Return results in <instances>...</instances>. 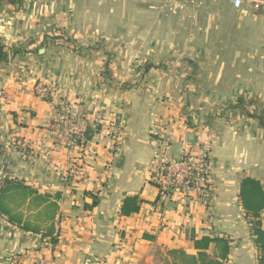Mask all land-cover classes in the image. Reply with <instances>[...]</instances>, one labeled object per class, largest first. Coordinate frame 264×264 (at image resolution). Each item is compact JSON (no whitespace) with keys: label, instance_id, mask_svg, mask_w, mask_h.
Listing matches in <instances>:
<instances>
[{"label":"crops","instance_id":"1","mask_svg":"<svg viewBox=\"0 0 264 264\" xmlns=\"http://www.w3.org/2000/svg\"><path fill=\"white\" fill-rule=\"evenodd\" d=\"M149 2L0 0V184L60 193L54 245L0 214V264H166L167 250L194 255L204 235L232 240L223 264H264L238 195L246 176L264 188V7L202 0L165 12ZM58 94L109 116L114 138L97 129L45 156ZM163 115L179 124L174 152L198 136L210 144L208 208L145 193L149 131ZM133 194L139 211L119 216ZM260 220L264 229V208Z\"/></svg>","mask_w":264,"mask_h":264},{"label":"built area","instance_id":"2","mask_svg":"<svg viewBox=\"0 0 264 264\" xmlns=\"http://www.w3.org/2000/svg\"><path fill=\"white\" fill-rule=\"evenodd\" d=\"M202 0H150L148 8L165 12L190 9ZM234 8L247 2L257 11L264 7V0H227ZM52 115L47 122V136L42 143H49L45 156L59 148L82 147L92 131H104L110 138L115 136L114 121L100 112L84 109L79 103L57 95ZM164 105V99H159ZM177 120L171 116H159L151 125L149 138L152 144V158L146 168L145 182L157 188L156 200L160 204L178 195L191 204L208 208L214 187L211 182L210 144L204 136L191 141H180L175 150ZM181 125V124H180ZM40 260L38 264H44Z\"/></svg>","mask_w":264,"mask_h":264},{"label":"trees","instance_id":"3","mask_svg":"<svg viewBox=\"0 0 264 264\" xmlns=\"http://www.w3.org/2000/svg\"><path fill=\"white\" fill-rule=\"evenodd\" d=\"M9 60L5 45L0 41V62ZM264 127V117L259 118ZM91 138V133L87 139ZM239 201L245 213L250 235L257 247V259L261 263L264 257V229L260 220V212L264 208V188L259 180L246 176L239 183ZM93 202L85 205L92 208L98 202L96 195H91ZM60 193H39L36 188L23 181L5 177L0 184V214L7 222L18 226L25 232L48 237L51 244L57 243L55 233V216L58 212L57 200ZM140 200L137 194L126 195L119 207V216L127 217L139 211ZM196 254H187L182 249L167 250L162 259L166 264H223L227 259L232 240L225 236L204 235L193 240ZM212 247V254L208 252ZM167 256L170 258L168 260ZM171 261V262H170Z\"/></svg>","mask_w":264,"mask_h":264},{"label":"water","instance_id":"4","mask_svg":"<svg viewBox=\"0 0 264 264\" xmlns=\"http://www.w3.org/2000/svg\"><path fill=\"white\" fill-rule=\"evenodd\" d=\"M43 50L41 49L40 52ZM157 188L153 186L152 184L146 182L145 183V193L147 194V197L149 200L154 201L157 198Z\"/></svg>","mask_w":264,"mask_h":264}]
</instances>
